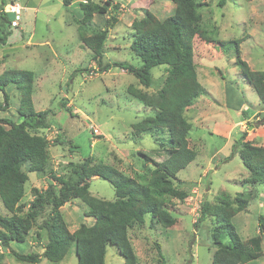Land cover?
I'll return each mask as SVG.
<instances>
[{
  "label": "rangeland",
  "instance_id": "obj_1",
  "mask_svg": "<svg viewBox=\"0 0 264 264\" xmlns=\"http://www.w3.org/2000/svg\"><path fill=\"white\" fill-rule=\"evenodd\" d=\"M9 1L19 5L21 13L7 14L3 19L0 0V38L4 39L0 41V74L7 69L33 71L34 109L50 112L47 127L38 131L47 141L46 172L29 173L26 166L22 168L27 175L20 202L24 213L34 191L45 190L53 183L52 177L68 171L70 163L90 158L136 178L164 160L167 153L158 138L134 135L131 125L153 112L130 91L156 97L167 75L165 66L152 68L151 85L144 87L113 63L140 67L141 59L129 47L132 23L141 20L146 11L164 20L173 14L174 5L168 0H111L119 9L102 50V65L111 67L102 73L91 51L79 39L81 12L77 3L81 0L69 7H64L61 0ZM194 1L198 4L200 27L210 38V42L198 36L193 40V63L205 92L184 113L191 126L189 148L196 152V158L176 174L174 182L187 197L179 200L163 196L175 219L173 226L164 228L146 215L143 225L128 230L137 264H160L157 248L166 264H211L216 249L211 238L213 219L206 216L198 220L201 204L214 205L219 195L229 196L230 200L237 193L250 195L247 207L231 218L240 240L259 235V216L264 225V182L249 185L248 171L238 156L240 145L233 153L235 141L242 134L245 141L264 146V104L241 78L235 65V46L219 44L243 39L239 44L241 59L251 70L264 72V0H224L221 7L220 0ZM105 2L108 0H93V4L102 6ZM108 10L111 12L112 7ZM107 18L108 15L93 13L92 23L82 31L87 36L100 32ZM6 93L9 105L0 111V118L19 122L18 94L13 86L7 87ZM161 138L167 141L166 134ZM89 193L104 201L115 199L113 187L102 178L89 181ZM59 211L70 233L81 225L93 224L85 216L87 207L78 199ZM0 214L7 215L1 201ZM46 217L44 213L38 224ZM46 242L45 230L33 229L23 243L0 247V264H32L17 260L13 254H41ZM262 247L261 257L249 264H264V234ZM37 264H76L74 245L60 262L42 258ZM105 264H124L113 245H107Z\"/></svg>",
  "mask_w": 264,
  "mask_h": 264
},
{
  "label": "trees",
  "instance_id": "obj_2",
  "mask_svg": "<svg viewBox=\"0 0 264 264\" xmlns=\"http://www.w3.org/2000/svg\"><path fill=\"white\" fill-rule=\"evenodd\" d=\"M61 1L64 7H69L75 0ZM168 1L174 5L173 14L169 17L159 20L146 11L141 20L132 23L133 34L129 47L141 59V66L136 68L124 62L113 63L131 73L144 87L151 85L152 68L165 66L167 71L156 97H147L137 90L130 91L133 98L153 112L131 125L134 135L158 138L167 153V157L152 170H146L136 178L125 176L102 163H94L90 158L70 163L68 171L52 177L53 183L45 190L34 191V198L24 213L25 207L20 202L24 196L27 175L22 168L26 166L29 173L46 172L47 141L38 131L47 127L50 112H36L34 109L33 71L7 69L0 74V92L3 95L0 111L9 105L6 88L13 86L18 94L16 112L19 116V122L0 118V201L7 211V215L0 214V247L9 248L11 242L23 243L33 229L38 232L45 230L47 236L41 254L14 253L17 260L37 264L43 258L57 263L64 259L69 248L74 245L76 264H105L107 245H113L124 264H137L128 230L134 225H143L146 215L164 228L175 223L163 196L179 200L187 197V193L174 184L176 174L196 158V152L189 148L187 136L191 126L184 113L205 92L197 80L193 63V40L198 36L210 42V38L200 27L198 4L194 0ZM10 4L13 3L9 0H1L3 19H7L3 8ZM223 4L224 0L218 3L220 7ZM77 6L81 12V19L78 20L79 39L93 54L99 71L106 72L111 65H102L103 44L107 32L117 22L115 14L119 5L112 4L111 0L103 6L93 4V0H81ZM109 6L112 7L111 12ZM93 13L108 15V18L100 32L87 36L82 30L92 23ZM242 40L219 44L235 46V65L240 76L264 104V72L251 70L241 59L239 44ZM0 41L4 42V39L0 38ZM261 123L264 125V119ZM163 134L167 135V141L161 138ZM235 142L233 153L240 145L238 156L248 171L249 185L263 183L264 146L245 141L244 134ZM92 178H102L111 184L114 201H104L90 195L89 181ZM249 198L250 195L241 192L232 200L229 196L219 195L216 204H201L198 222L206 216L213 219L211 238L216 249L211 264H249L261 257L263 217H258L259 235L245 241L240 240L231 223V218L247 207ZM75 199L85 204V216L91 218L93 224L81 225L70 233L59 210ZM44 213H47V217L38 224ZM157 249L160 264H166L160 248Z\"/></svg>",
  "mask_w": 264,
  "mask_h": 264
},
{
  "label": "built area",
  "instance_id": "obj_3",
  "mask_svg": "<svg viewBox=\"0 0 264 264\" xmlns=\"http://www.w3.org/2000/svg\"><path fill=\"white\" fill-rule=\"evenodd\" d=\"M3 12L6 14H12L14 16H18L21 13V7L17 4H10L3 8ZM13 24L15 22H12ZM97 133V130H94Z\"/></svg>",
  "mask_w": 264,
  "mask_h": 264
},
{
  "label": "water",
  "instance_id": "obj_4",
  "mask_svg": "<svg viewBox=\"0 0 264 264\" xmlns=\"http://www.w3.org/2000/svg\"><path fill=\"white\" fill-rule=\"evenodd\" d=\"M71 97V95H68V98Z\"/></svg>",
  "mask_w": 264,
  "mask_h": 264
}]
</instances>
